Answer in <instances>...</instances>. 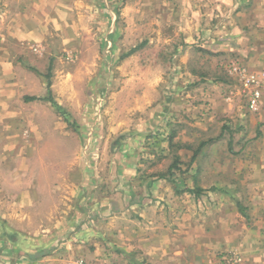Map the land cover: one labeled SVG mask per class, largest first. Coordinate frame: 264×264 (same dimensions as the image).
I'll return each mask as SVG.
<instances>
[{"label": "rangeland", "instance_id": "1", "mask_svg": "<svg viewBox=\"0 0 264 264\" xmlns=\"http://www.w3.org/2000/svg\"><path fill=\"white\" fill-rule=\"evenodd\" d=\"M5 2L13 18L45 20L50 33L25 41L28 55L13 59L24 85L13 95L22 97L23 115L31 92L41 109L36 120L11 121L19 134L0 142L7 149L0 150V264H37L28 244L53 251L61 243L65 252L72 236L114 243L68 264H157L147 239L158 236L162 245L169 235L180 249L189 215L204 235L223 239L230 199L210 188L227 187L236 205L243 203L242 166L250 157L241 148L257 127L250 114L261 112L264 95V0ZM235 68L259 77L257 112ZM198 187L206 190L200 201L191 193ZM128 209L123 214L141 224L145 240L130 251L116 237L123 231L126 240V219L110 220ZM29 214L30 225L23 222ZM244 223L239 212L237 225ZM188 232L202 234L195 226ZM225 252L215 248L206 259L242 262Z\"/></svg>", "mask_w": 264, "mask_h": 264}, {"label": "crops", "instance_id": "2", "mask_svg": "<svg viewBox=\"0 0 264 264\" xmlns=\"http://www.w3.org/2000/svg\"><path fill=\"white\" fill-rule=\"evenodd\" d=\"M8 5L9 4L7 2L4 3V6L0 5V136H3L0 142L2 143L5 141H11L10 139L5 138V136L9 137L19 134L17 130L15 131L14 126L9 124L11 121L15 123V121L21 120L22 118L27 120H36L37 118H40V115H38L41 109L39 104L40 97H37L39 95H35L32 92L30 93V95L35 98H29V103L31 104L26 106L27 112L25 115H23L24 111L22 107L24 106L22 97L16 98L13 95L16 89L21 90L24 86L22 79H20L19 76L15 77L16 74L15 70L13 69V59L28 55V52L24 48L25 41L44 40L48 38V33H50L47 26L48 22L45 20H35L34 23H30L21 17L13 18L11 11H9ZM261 52L263 55L262 57H264V49ZM32 88L35 90L36 86H31L30 90H32ZM261 107L262 110L257 114V117L253 114H250V123L257 127L254 129V131L250 132L248 135L247 144L243 145L241 148L242 150L246 148V155L250 157V160H248L246 164L242 166V168H244L243 172L247 174L244 180L241 179L243 187H238L243 196V203L240 202V200H238L236 197V205V203L232 200V197L235 198L233 196L234 194L232 191L227 190V187L215 185L214 187L210 188V191L215 192L214 197L219 196V199L221 200H227L228 197L230 199L229 203L226 202L227 206H230L229 213L226 214L227 218H223L222 216L221 220L222 222L227 221L225 224L221 222L222 225H226L224 229L228 227L224 231V238L215 241L213 240V235L211 236L212 238H210V236L207 237V235L203 234L205 233V227H203L201 223H198L197 225L195 223H191L189 215L186 223L185 221L182 223V225L186 228V231H182L179 244L180 249L182 248L181 250H175V247H178V245L176 246L174 243V238L172 237L171 239V236L169 235H166L165 242L162 243V245H160V243L163 242L162 238L158 239V236H156L154 239L153 237L147 239V241L150 240V251H152L154 254L152 256V258L155 259L153 260L154 263L194 264L196 262H201L202 260L203 263L206 261L211 263L213 261L214 264H225L227 263L225 261L227 255H222L221 257L219 256L218 259L214 257H210L208 260L206 259L208 253H212L215 248H223V250H226L225 253H234L235 255H240L242 257V262L240 264H264V95L261 100ZM34 109H38V111H33ZM12 147L13 145L8 149L13 150ZM3 148H0V150ZM4 149L7 150L6 148ZM230 183L231 184L228 185V188L232 187V183L238 182L235 180L234 182ZM158 188L159 185L157 183L155 190ZM205 191L206 190L202 187H198L196 190L193 189L191 193L194 194V197L198 201H200V197ZM154 192L156 197L159 198L160 194H158L156 191ZM169 195L171 196V194H168V192H163L161 194L162 197ZM31 199L34 200V197ZM29 205H31V203ZM221 206H223V204ZM123 211L127 213L129 209L126 211L122 210V214H118L117 216L112 217L110 220L112 222L115 221V218L126 219L124 223V226H126V228H124V232H126V240L121 238V235L124 236L123 231L119 232L118 236L116 237L120 238L122 246L127 251H130L145 241L142 240V234H144L142 229L143 227H141V224H139L136 220H131L130 217L127 218V216L123 214ZM142 212H145V210ZM239 212L245 219V223L240 227L237 225L239 222ZM105 213V210L102 211V214ZM221 215L222 214H220V217ZM29 219H31V214L28 215L27 219L24 218L23 222L26 221L27 224L30 225ZM199 222H201V219ZM137 224L139 226L138 228L140 229L139 232L137 227H135ZM28 225L22 227V230L30 235L34 230L28 228ZM194 226L197 227L198 232L202 233L199 237H197L196 234H193L192 236L188 232L190 228H193ZM147 227L150 228V226ZM158 230L164 231V229ZM216 230L219 229L216 228ZM47 231L48 229L39 230L37 234L43 233L44 235ZM107 232L110 234L111 238L115 237V235L110 231ZM54 233L55 232L53 231L52 234H49V236H54ZM147 235H149V232ZM33 236H36V233H34ZM162 236H164V234H162ZM93 237L94 236H92L90 239L79 241L72 236V238L67 240L65 244V252L61 251V243L58 247L56 246L55 250L53 251L48 249L49 245L41 248L40 250L32 251L31 244H28L27 247L30 248L31 251L29 250L30 253H28L29 255L27 256L32 262L38 260L37 264H68L71 260L78 256H84L87 259H94L102 253L103 249H110L111 245L114 243V241H112V243L111 241H105L106 243L104 244V242L101 243L99 240L93 239ZM131 238L136 239L134 240V242H136L135 244L129 241L132 240ZM207 238H209L208 241ZM28 239L29 241L31 240V242H35V239L37 238H32V236H29ZM57 241L58 240H54L55 245H57ZM164 247H166L165 251L163 250ZM192 248H194L193 251H191ZM112 259H115V255H112ZM124 260L127 264H129L128 261L123 258L120 260L121 264L124 262Z\"/></svg>", "mask_w": 264, "mask_h": 264}, {"label": "built area", "instance_id": "3", "mask_svg": "<svg viewBox=\"0 0 264 264\" xmlns=\"http://www.w3.org/2000/svg\"><path fill=\"white\" fill-rule=\"evenodd\" d=\"M242 74L244 85L251 89V95L248 101V107L250 111L257 112L260 108L261 89L259 87V77L254 73H245L241 69L235 68ZM230 260L235 262L239 261L237 257H232Z\"/></svg>", "mask_w": 264, "mask_h": 264}, {"label": "trees", "instance_id": "4", "mask_svg": "<svg viewBox=\"0 0 264 264\" xmlns=\"http://www.w3.org/2000/svg\"><path fill=\"white\" fill-rule=\"evenodd\" d=\"M49 86H50V84H48V88H49ZM31 98L33 99V98H35V97H31ZM49 100H51V99H49Z\"/></svg>", "mask_w": 264, "mask_h": 264}]
</instances>
